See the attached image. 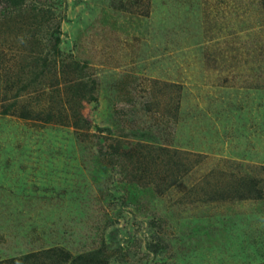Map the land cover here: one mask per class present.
I'll list each match as a JSON object with an SVG mask.
<instances>
[{
	"label": "rangeland",
	"instance_id": "374dc122",
	"mask_svg": "<svg viewBox=\"0 0 264 264\" xmlns=\"http://www.w3.org/2000/svg\"><path fill=\"white\" fill-rule=\"evenodd\" d=\"M0 264H264V0H0Z\"/></svg>",
	"mask_w": 264,
	"mask_h": 264
},
{
	"label": "trees",
	"instance_id": "16d2710c",
	"mask_svg": "<svg viewBox=\"0 0 264 264\" xmlns=\"http://www.w3.org/2000/svg\"><path fill=\"white\" fill-rule=\"evenodd\" d=\"M22 115H23V116H28L27 113H22L21 116H22Z\"/></svg>",
	"mask_w": 264,
	"mask_h": 264
}]
</instances>
